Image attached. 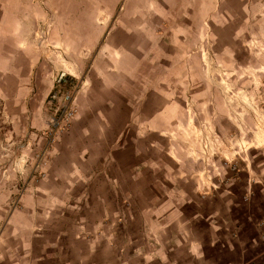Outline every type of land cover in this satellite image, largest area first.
Listing matches in <instances>:
<instances>
[{
	"label": "rangeland",
	"instance_id": "rangeland-1",
	"mask_svg": "<svg viewBox=\"0 0 264 264\" xmlns=\"http://www.w3.org/2000/svg\"><path fill=\"white\" fill-rule=\"evenodd\" d=\"M27 11L15 36L27 68L0 33V239L22 212L63 259L147 264L217 206L225 219L251 212L263 241L264 0H30ZM24 68L20 103L8 81Z\"/></svg>",
	"mask_w": 264,
	"mask_h": 264
},
{
	"label": "crops",
	"instance_id": "crops-1",
	"mask_svg": "<svg viewBox=\"0 0 264 264\" xmlns=\"http://www.w3.org/2000/svg\"><path fill=\"white\" fill-rule=\"evenodd\" d=\"M29 2L30 0H0V18H4V21H0V33L4 32H1V28H8L6 32L13 35L14 40L15 36L21 34L26 27L22 20L27 17ZM15 41L9 49L21 53L12 61L16 66H25L24 54H22L24 48L21 43ZM118 72L122 73V70ZM8 82L18 84L17 89L12 92L19 94L20 103L31 93L28 88L31 82L28 69L20 70L16 78L14 80L10 78ZM50 185L53 186V184ZM44 189V187L40 189L43 196L48 192ZM5 200L6 197L0 198V211ZM37 204L38 212L45 211L44 201L41 203L38 201ZM26 205L27 208L31 207L30 211H32L36 202L34 204L29 197ZM220 212L219 207L215 206L210 212L213 215L210 219L197 218L195 228H190L192 236L181 239L175 246H170L164 251L148 252L147 264H264V243L256 237L252 226L249 225L252 213H246L248 215L243 221H237L235 217L223 218L225 214L221 215ZM26 215L21 212L7 223L0 239V264H76L72 252H69L68 259H63L59 251L51 249L49 244L55 241L53 235L46 237L44 234H34L33 227L37 219L32 222ZM1 220L0 212V222ZM39 221L42 220L38 219V223ZM43 224L42 221L41 225ZM206 230L210 232V235ZM172 240L174 239L171 238L169 241ZM85 257L86 255L82 259ZM81 264L90 263L83 261ZM100 264H107V262L102 261Z\"/></svg>",
	"mask_w": 264,
	"mask_h": 264
},
{
	"label": "built area",
	"instance_id": "built-area-1",
	"mask_svg": "<svg viewBox=\"0 0 264 264\" xmlns=\"http://www.w3.org/2000/svg\"><path fill=\"white\" fill-rule=\"evenodd\" d=\"M71 111H72V109H71V107L68 105L67 108H66V110H65V114H66L67 116H71V115H73ZM262 240H263V243H264V224H263V228H262Z\"/></svg>",
	"mask_w": 264,
	"mask_h": 264
},
{
	"label": "bare ground",
	"instance_id": "bare-ground-1",
	"mask_svg": "<svg viewBox=\"0 0 264 264\" xmlns=\"http://www.w3.org/2000/svg\"><path fill=\"white\" fill-rule=\"evenodd\" d=\"M165 15H167L168 18H174V16L170 12H167Z\"/></svg>",
	"mask_w": 264,
	"mask_h": 264
}]
</instances>
